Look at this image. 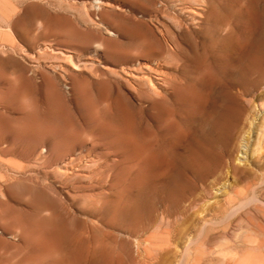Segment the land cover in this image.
<instances>
[{"label": "rangeland", "instance_id": "rangeland-1", "mask_svg": "<svg viewBox=\"0 0 264 264\" xmlns=\"http://www.w3.org/2000/svg\"><path fill=\"white\" fill-rule=\"evenodd\" d=\"M93 2L0 0V264H52L68 257L72 264H264V110L253 114L257 119L250 138L244 136L237 155L235 163L248 171L245 176L225 175L189 217L178 219L175 228L183 231L169 235L160 213L189 194V184L181 175L166 177L164 187L146 184L144 101L122 71L143 62L155 39L167 52L168 72L186 68L191 75L198 67L248 55L262 67L264 0ZM196 76L211 78L208 70ZM118 91L129 99L115 103L123 116L101 108L112 131L104 141L114 145V152L98 159L106 148L95 146L86 157L94 164L80 172L78 189L62 188L44 167L41 151L48 143L34 148L33 139L30 145L18 140L21 118L30 116L29 125L34 118L62 113L65 122L74 124L81 120L82 94L115 102ZM85 144L82 150L94 145L91 140ZM102 170L104 179L92 177ZM50 186L59 193L53 204L40 196ZM56 211L67 223L55 220L53 239L61 247L49 257L39 248L33 223L22 224L19 217L23 212L26 218L39 214L47 219ZM212 215L210 233L199 234ZM79 238L99 244L98 252L79 245Z\"/></svg>", "mask_w": 264, "mask_h": 264}, {"label": "bare ground", "instance_id": "bare-ground-1", "mask_svg": "<svg viewBox=\"0 0 264 264\" xmlns=\"http://www.w3.org/2000/svg\"><path fill=\"white\" fill-rule=\"evenodd\" d=\"M93 3L100 2L94 0ZM164 51V46L155 39L154 43L144 51L143 62L123 68L122 71L135 81L133 83L136 85L134 87L136 96L140 101H144V180L146 184L153 188L164 187L166 177L177 179L178 175L183 176L189 184L187 189L190 193L183 194L177 204L165 206L160 213L161 221L168 224L169 235H175L183 231L175 228L178 219L189 217L190 211L197 207L198 202L205 198L211 189L224 179L225 175L230 174L236 179H241L248 172L240 169L235 162L238 161L237 155L240 148L244 147L242 141L244 136L246 135L247 139L250 138V128L257 119L253 114L264 110V66L261 67L257 59L255 62L249 55L238 56L229 63H217L210 68L198 67L200 72L208 70L211 78L206 80L196 76L199 71L195 74L192 72L190 75L186 68L174 67L172 72H168L170 66L168 58L164 56L167 52L164 53ZM126 59H131L128 54ZM86 63L84 61L83 64ZM74 69H79V65H76ZM82 95L79 103L80 121L68 124L62 119L64 117L62 113H51L44 118L42 116L34 118L32 122L28 121V125L27 119L30 116L23 117L16 133L18 140L28 142L27 145L33 139L34 148L44 142L48 143V148H43L41 151L46 153L44 167L51 170V180L60 182L62 188L69 186L77 188L74 184L83 177L80 172L94 164V160H87L86 157L94 153L95 146L102 144L106 148V152L98 153V159L106 158L114 152V145L104 141L112 131L102 117L101 108L104 107L105 111L114 108L116 115L122 117L125 111L115 106V103L119 101L129 103L128 97L120 91L115 102L108 100L105 96L94 100L87 93ZM121 134L117 135L121 137ZM120 137L118 141L123 144L124 142H120ZM89 140L94 143L93 147L82 150L86 141ZM129 143V140L125 141V145ZM79 148L81 152L76 154ZM244 154H247L246 151ZM207 157H211L210 162L204 163ZM177 168L180 170L176 173ZM105 169L110 170V164L106 163ZM105 172V170L98 171L92 177L104 179ZM47 190L49 193L40 191V196L53 204L54 195L58 196L59 193L54 186L48 187ZM51 192L53 195H50ZM52 214L54 216L47 219L39 214L26 218L22 212L19 217L22 224L33 223L38 233L39 248L49 257L60 251L61 247L53 239L55 231L52 226L55 220L58 221L57 218H59L64 225L67 223L66 220H62L60 212L56 211ZM214 216L208 217L205 223H202L204 225L198 230L199 234L210 233L207 224ZM67 227L69 228V225L66 229ZM76 242L79 245L81 243L84 248L87 246V249L94 252L93 254L99 250V244L94 246L95 244L92 243V245L89 240L84 241L79 238ZM71 260L69 257L61 260L54 259L52 264H72Z\"/></svg>", "mask_w": 264, "mask_h": 264}]
</instances>
